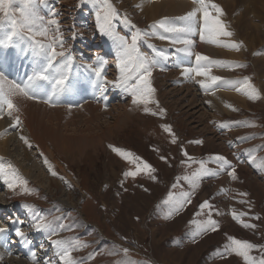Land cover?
Here are the masks:
<instances>
[{"label":"rangeland","instance_id":"obj_1","mask_svg":"<svg viewBox=\"0 0 264 264\" xmlns=\"http://www.w3.org/2000/svg\"><path fill=\"white\" fill-rule=\"evenodd\" d=\"M147 1L151 4L181 1L191 5L190 8L194 7L188 0ZM223 1L219 0L221 4H223ZM240 1L232 0L234 6L230 10L232 13V11H238L240 8L238 12L245 14L241 21L244 27L240 30V32H244L247 31L246 26L248 25H259L260 22L254 18V12L264 11L261 10V5L253 7L255 5L252 4L253 0ZM111 2L121 16V12H125V10L113 0ZM44 4L52 7L51 13H56L54 16L50 13L45 18L56 19L59 22V35L65 41L62 48L56 47V51H64L70 57L75 76H79L78 67L80 66L83 72H87L86 78H88L92 71L87 66L89 64L96 66L97 56H99L107 57L110 60L109 66L112 67L107 69V77L111 82H114L112 80L114 71L117 81L119 72L116 67L118 63L116 49L112 40L97 30L96 8L93 0H46ZM20 6L19 3L14 2L12 4V10L15 11L17 18H19L18 9ZM227 6L226 8L229 9V5ZM128 7L133 10L129 5ZM227 9L225 10L227 11ZM188 11L181 15L165 17L174 20L178 16H184ZM135 12V16L141 15L139 11L136 10ZM227 13L232 23L235 21V17H238L236 14L231 15L228 11ZM124 14L128 16L126 13ZM0 15H3V13H0ZM165 17L158 19L161 20ZM128 18L131 20L132 25L136 24V28L142 31L149 33L155 31L158 34L167 35L159 26L155 29L150 27L156 21H159L158 19L149 22L144 18L139 19V23H137L132 17L128 16ZM200 20L199 22L202 23V18ZM4 22H7V20ZM2 24H0L1 33L3 32ZM116 26L121 35L130 37L132 32L135 31V28L131 25L126 26L120 23L119 20L116 22ZM250 28L253 29L252 26ZM10 30L9 26L7 31ZM259 31L263 33L261 27ZM24 33L27 37L32 36V33L27 30H24ZM53 35H57V33L52 31L48 37L35 39L42 43H48L49 38ZM198 38L199 34L191 37L195 41L194 50L192 49L194 53H201L203 48H214L217 51L228 53L226 48L214 45L208 46L200 38L198 41ZM244 43L247 42L244 41ZM149 45L166 51L169 59L167 61L160 59ZM179 45H173L167 40H160L157 36H150L140 43V50L143 54L150 58L160 59V64L153 69L152 75L154 77H150L152 87L156 89L153 98L159 102V106L149 104L148 107L152 112L157 113H159V108H163L165 111L162 114L154 116L150 113H144L143 106L132 103L129 93L122 87H117L114 83H111L115 86L113 87V98L110 101L103 98L107 109L102 108V111L97 110L96 112L100 114V126L97 127L96 125L98 121L90 123L93 128H90L88 137L92 136V139L89 144L80 140L82 141L80 144L79 139H76V142L72 139L74 137H86L88 133L86 123L89 120L84 121V118L90 117L88 108L92 106V103L88 104L83 101L81 102L82 106L71 103L67 106L50 109V111L45 110L51 115H58L55 118L59 121L56 128L60 130L53 129L54 127L51 126L52 130L48 129L49 123L46 124V118L39 119L40 126L45 130V134L47 133L46 138H42L40 141L44 147H40L49 162V169L52 168L51 174L55 172L56 175L48 176L45 166L38 164V162L43 161V158L40 153L36 152L38 150L37 145L31 144L32 147H29L17 138L18 128L10 127L14 120H11L8 123L9 125L5 124V126L2 125L4 123L0 120V163H11L18 170L20 176L28 181L27 187L32 190L30 193H25L19 187L11 190L3 183V180H0V226L7 227L5 220L8 219L2 214L16 216L14 217L18 220L16 223L27 234L28 240L27 245L20 242L19 239L15 240V253H11L10 256L6 253L8 258L17 255L19 259L23 258L27 263H45L46 260L51 261L53 259L50 255V252L54 249V245L51 243L52 240L78 238L81 244L87 245L72 252L73 258L78 260L80 264H119L122 260L136 261L137 264H244L243 259L234 253L221 255L224 252L225 245L229 243L228 237L264 245V167H261V161H264V99L261 98H264V96L258 97V99L244 100L243 102L247 104V108L232 103L231 107H228V112H215L209 106L210 99L208 97L211 98L210 93H214L215 96L221 95V92L216 91L225 90L226 86L218 84L213 91L205 92L196 82L201 78L187 77V79L182 80L180 73H182L183 67H190L192 64L195 67L196 61L195 55L188 56L177 52L176 49L183 46ZM256 45L254 51L245 53L243 58H217L218 60L235 61L246 65V67L227 68L228 76H233L232 80L244 81L245 78H248L252 84L257 85L254 76L255 72L258 76L262 73L259 68L264 66V56L262 55L263 57L259 58L258 53L264 50V42L260 45L258 42ZM241 48L239 51H241ZM232 51L234 56L239 55V51ZM19 56L20 53L15 55L14 58L18 59ZM11 58L7 60V63ZM58 59L61 58L58 57ZM177 64L183 67L177 66ZM16 65L15 68L10 66L7 69H3L6 65H2L0 69H3L4 73L6 72L4 76L0 73L3 78L12 81L14 78L12 74L18 67ZM262 67L261 69H263ZM161 68L164 70H161ZM36 71L35 68L34 72ZM213 71L222 73L224 68L213 67ZM20 75L23 76L22 72ZM31 75L33 74L31 73ZM155 79L166 80V84L169 85L168 87L171 90L181 91L180 94H175V100L182 97V91L185 90L180 88L183 87L191 89L188 90L190 94L197 95L195 101L203 108L196 115L197 120H202L200 128H194L195 124L186 120L184 113L186 108L184 110L179 105L174 106L173 102L170 103V101L165 103L164 98L161 96L163 88L155 83ZM262 82H264V79L260 81V83ZM52 83V81L47 82L40 79L34 84L33 91L35 93L40 90H52ZM93 85L95 83H89L87 87L93 88ZM258 86L261 90L264 87L259 83ZM70 88L75 90L72 83ZM76 90L81 89L77 88ZM85 91L87 94L92 90ZM55 95H65L71 101V92L68 89L61 90ZM157 95L159 98L156 97ZM262 95H264V92ZM77 96L81 97L80 93ZM118 96L124 99H119ZM86 100L88 101V98ZM27 101L34 105L39 103V107H44L37 96L35 99ZM97 104L102 107L100 101H97ZM118 106H124L127 109H124V111L123 107ZM111 108H114V110L110 111ZM43 109L41 108V111ZM105 112H108L107 115L104 114ZM0 118L4 120L3 116H0ZM116 119L123 122L122 129L113 128ZM52 122L57 123V120ZM164 125L170 126L172 133L165 131ZM64 126H66L65 129ZM48 130L51 133H48ZM80 130L86 131L80 133ZM210 131L219 137L218 143L215 145L206 141ZM4 132H12L18 146L17 153L14 152V147H9L8 151L11 157L4 155L1 148L3 140L7 137ZM83 134L86 135L83 136ZM63 138L68 140V144H72V149L66 151V153L61 148V139ZM173 138H175V143L172 142ZM196 141L201 143H196ZM109 145L135 153L151 164L156 171L152 173L142 172L135 178H125L123 172L134 171L135 166L113 152ZM185 152L188 154L187 156L184 155ZM23 153H26L25 158L32 159L29 161L34 163L31 165L35 168H29L30 163H28V160L23 163ZM216 154L225 156L231 161L232 167L228 168L227 171H221L219 175L205 176L203 179H198L194 190L184 180H180L177 188H172L178 177L190 176L192 172L199 169V164L193 161H207ZM254 158L256 160L255 164L253 163ZM26 167L30 169H27L30 174L36 177L39 175V180L38 178L33 180L26 172H23ZM207 167L215 170L217 165L208 163ZM233 168L237 177L235 180L228 175V172L232 171ZM153 176L155 179H152ZM48 181L50 183L46 184ZM40 184L44 185L40 186ZM186 191L192 192V202L186 204L179 212L174 211L173 203H163L168 199L170 192L178 197L181 192ZM239 193H247V196H240ZM204 200H208L213 205L211 218L216 220L219 225L216 231L209 229L198 232L197 224L190 223L193 220L199 223L208 219V209H204L199 216H194V213L200 211L199 205ZM241 201L244 202L241 203ZM67 202L71 203L72 207L68 206ZM25 205L34 206L38 214L46 218V222L53 223L58 234H48L53 237L49 240L45 236L49 231L35 230L32 227V214ZM233 211L237 213V219H233ZM58 217L61 219L57 220ZM256 217H259V219ZM241 222L254 224L256 227L246 228L242 226ZM8 224L14 226L12 222ZM59 224L70 226V230L68 227L60 229ZM42 242L45 245L42 246ZM124 248L129 249L127 255L123 253ZM33 251L38 252L36 260L30 257ZM251 255L258 256L259 253L257 250H253ZM56 264L60 263L56 262Z\"/></svg>","mask_w":264,"mask_h":264},{"label":"snow or ice","instance_id":"obj_2","mask_svg":"<svg viewBox=\"0 0 264 264\" xmlns=\"http://www.w3.org/2000/svg\"><path fill=\"white\" fill-rule=\"evenodd\" d=\"M19 3L21 6L18 9L19 18L16 17L15 11L12 10L13 3ZM194 7L188 11L184 16L170 20L167 17L157 21L150 27L155 29L159 26L163 29L165 34H158L153 31L151 33L142 31L132 25L131 20L127 17H121L117 8L113 5L111 0H93L95 5V18L97 30L104 36L112 40L115 49L118 63L116 65L119 76L116 82L107 81L103 73L104 62L102 59L98 58L97 66L89 64L87 67L91 69L94 73L97 84L98 92L101 96L106 91V85L109 83H114L117 87H122L127 93L130 94L132 98V103L135 105L143 106L144 113H150L151 115L162 114L165 110L159 108V113L152 112L148 105L156 104L159 106V102L153 98L155 89L152 87L150 77L152 76L153 69L160 64V59L167 61L169 56L166 51L156 49L153 45L149 47L153 48L156 52V56L160 59L150 58L143 54L140 50V43L142 40L150 36H157L160 40H167L171 44L183 45L176 49L177 52L184 53L188 56L195 55L196 65L195 67H183L177 64V66L183 67L182 75L186 77H191L194 73L195 76L205 77L206 79L196 81L200 88L205 92L213 90L218 84H225L229 86H235L237 83L235 81H225L221 76L213 75V67L221 68H233V67H246V65L235 61H224V60H214L209 56L203 55L199 52H193V46L195 41L191 37L199 34V38L202 42L215 45L218 47L231 49L239 51L242 47V43L235 41H226L221 39L222 37L231 38L234 33L228 30V25L224 22L221 17L224 16V11L222 7L212 0H192ZM40 3H46V0H0V24L4 21H9L10 31L7 35L0 39V46H8L14 42V40H24L28 44V48L35 57L43 58V66L33 75L27 78V81L23 84L10 83L7 88L5 87L4 79L0 75V116L3 113H7V116L12 117L14 123L10 126L12 128L18 127L22 121L19 115H14V110L19 113L20 109L14 104L12 97L21 96L27 99H35L36 96L30 94L31 87L33 83L38 79L51 80L54 96L57 92L61 91L67 79V70L71 67L70 57L66 55L64 51H56V47H63L65 41L59 35L58 21L56 19H46L45 16L41 15L39 5ZM136 7H141V5H136ZM211 9V11H210ZM215 13V14H213ZM51 15H56V13H51ZM202 18V23L200 19ZM119 20L120 23L135 28L131 36L121 35L117 30L116 22ZM177 21H180L177 23ZM56 26V27H53ZM24 30L32 33V36L25 37L23 35ZM54 31L57 35H53L49 38L48 43H42L36 40V36L48 37L49 33ZM61 59L58 60L57 58ZM161 70H164L161 68ZM237 92L244 91V94L248 96L249 99H256L259 95V91L251 84L248 78L242 82L240 87H235ZM52 106H55L51 98L44 101ZM210 103V102H209ZM228 107H231L228 105ZM107 108V105H105ZM235 110V109H233ZM252 126V125H249ZM165 131L172 133V129L168 125L163 126ZM174 135V134H173ZM20 139L29 147H32L29 139L21 135ZM246 139V138H245ZM173 143H175V138H173ZM196 143H201L196 141ZM113 152L117 155L123 157L129 164L135 166V170H129L123 172L125 178L132 177L135 178L138 174L142 172L152 173L156 169L152 167L151 164L144 161L141 157L137 156L126 149L115 147L109 145ZM251 151V150H249ZM185 156L188 154L185 152ZM164 159V157H162ZM191 159V158H189ZM199 164V169L191 173L190 176L186 175L184 177H178L176 183L172 185V188H177L180 180L186 181L190 188L193 190L197 185L198 179H203L205 176H216L219 175L221 171H227L231 168V161H229L225 156L216 154L209 158V160H199L193 161ZM47 164L48 161L45 160ZM208 163H214L217 168L210 169L207 167ZM253 163H256L255 158ZM261 167H264V161H261ZM51 171V169H50ZM52 175H56L52 172ZM228 175L235 180L237 177L235 175V169L228 172ZM152 179H155L153 176ZM0 180L7 186L8 189L15 190L17 187L21 188L25 193H30L27 185L28 181L24 179L18 173L11 163H0ZM240 196H247V193H239ZM192 197V192L186 191L181 192L178 197L174 196L172 192L169 193L168 199L163 203H173L174 211L179 212L186 204H190ZM244 201H241L243 203ZM32 214L33 225L37 231L45 230L49 231L50 235H57L55 227L52 222H46V218L40 216L32 205H25ZM204 209H208V219L197 223L195 220L190 221V223H196L198 232L207 231L211 229L216 231L219 227L218 222L211 218V212L213 210V205L208 201L204 200L199 205L198 212L194 213V216H199ZM246 215V214H245ZM238 215L233 211V219H237ZM259 219V217H256ZM61 218H57L60 220ZM242 223L243 227L255 228L254 224ZM58 227L63 229L70 226H65L59 224ZM6 228L0 227V235L5 234ZM14 235L19 238V240L25 244L28 243L26 234L21 230L20 227H16L14 230ZM229 243L225 245L224 252L221 255L227 253H234L235 255L241 257L244 264H264V245H257L247 240H241L235 237H228ZM51 243L57 249L56 256L60 264H80L78 260L73 258L72 252L78 250L81 247H86L87 245L81 244L76 239H58L52 240ZM253 250H257L259 255L252 256ZM129 249L124 248L123 253L127 255ZM11 254L10 252L8 253ZM114 254V253H112ZM36 253L33 251L31 257L35 258ZM3 259V255L0 254V260ZM45 264H56L55 261H46ZM119 264H137L136 261L122 260Z\"/></svg>","mask_w":264,"mask_h":264},{"label":"bare ground","instance_id":"obj_3","mask_svg":"<svg viewBox=\"0 0 264 264\" xmlns=\"http://www.w3.org/2000/svg\"><path fill=\"white\" fill-rule=\"evenodd\" d=\"M185 1V0H184ZM232 0H224L223 1V4H221L220 2H219V0H212V2L213 3H216V4H218V5H220L221 7H222V9H223V11H224V16L223 17H221V19H223L224 20V22L228 25V30L229 31H232L233 33H234V35L231 37V38H228V37H222L221 39H223V40H226V41H235V42H238V43H243L242 45V48H241V51H239V55L238 56H234V53H233V51L232 50H230V49H227V51H228V53H225V52H222V51H217V49H214V48H210V47H208V48H210V49H200L201 50V53L203 54V55H206V56H210V58H212V59H214V60H218L217 58H221V57H230V58H243L244 57V55H245V53H247V52H251V51H254L253 49H255V47H257V45H256V43H258L259 42V45L260 44H262L263 42H264V12H261V11H259L258 13H256V12H254V18L255 19H257L258 20V22H260L259 23V25H257V24H254V26L253 25H248V26H246V28H248L247 29V31H244V32H240V30L244 27V26H242V23H241V21L243 20V17H244V15L243 14H240L238 11H239V9H238V11L237 10H234V11H232V13H231V10H230V8L231 7H233L234 6V4L231 2ZM234 1V0H233ZM242 1V0H241ZM240 1V2H241ZM248 1H250V0H248ZM252 1V0H251ZM113 2H115V3H117L119 6H121V8L123 9V10H125V12H121V16L122 17H124L125 16V14L124 13H126V15H128V16H130V17H132L133 19H134V21H136L137 23H139V19H146V20H148L149 22H151V21H153V20H156V19H160V17H165V16H177V15H181V14H184L186 11H190L192 8H190V6L191 5H189V4H187V3H185V2H181V1H167V2H159V3H157V4H151V3H149V1H147V0H113ZM244 2H246L245 0H244ZM193 4V3H192ZM252 4H255V5H253V7L254 6H259V5H261V7H262V11H264V0H253V3ZM128 5L131 7V8H133V10H131L129 7H128ZM136 5H141V7H136ZM227 5H229V9H227L226 7H228ZM242 5H244V4H242ZM250 5V4H249ZM190 8V9H189ZM238 8V7H237ZM245 8V7H244ZM225 9H227V11L231 14V15H233V14H236V15H238V17H235V21L232 23V22H230V17L228 16V13H227V11L225 10ZM257 9V8H256ZM139 11V13L141 14L140 16H135L136 14V12L135 11ZM252 10H254V9H252ZM256 11V10H255ZM244 13H246V12H244ZM130 14V15H129ZM213 14H215V13H213ZM127 16V17H128ZM183 16V15H182ZM179 17V16H178ZM169 18V17H168ZM177 18V17H176ZM158 19V20H159ZM172 19V18H171ZM248 20V19H247ZM256 20V21H257ZM201 21V20H200ZM246 21V20H245ZM251 21V20H250ZM147 22V21H146ZM157 22V21H156ZM249 22V21H248ZM257 22V23H258ZM142 23V22H141ZM148 23V22H147ZM136 25V24H135ZM250 26H252L253 27V29L252 28H250ZM262 28L263 29V33H261L260 31H259V28ZM123 30V29H122ZM158 31V30H157ZM250 31V32H249ZM123 32V31H122ZM197 36V35H196ZM29 37V36H28ZM240 39H239V38ZM35 38H38V39H43V37H40V36H36ZM197 38V37H196ZM243 41H242V40ZM198 41H199V38H198ZM244 41H246L247 43H244ZM197 44H199V43H197ZM204 45V44H203ZM208 46L209 45H211V44H207ZM258 45V46H259ZM180 46V45H179ZM197 46V45H196ZM215 46V45H214ZM213 46V47H214ZM197 48V47H196ZM200 48V47H199ZM221 48V47H220ZM219 48V49H220ZM257 49V48H256ZM194 50V49H193ZM199 50V51H200ZM224 50V49H223ZM236 52V51H235ZM258 53V52H257ZM28 54H30V52H29V50L27 49H23V51L20 53V56H19V58L18 59H15L14 58V56H12V58L9 60V62H8V66L6 65L5 66V68H3V69H7V68H10V66L11 65H16V66H18V64L20 65V67L17 69V74L19 75L21 72H22V75H23V77L24 78H28L30 75H28V74H26L25 73V71H24V68H25V66H34L35 68H36V70L38 71L39 70V67H38V65H39V62H40V57H35V56H33V60L29 63V64H25L22 60H23V57L24 56H26V55H28ZM264 56V50H261V53H258V57L260 58V57H263ZM194 56V55H193ZM225 59V58H224ZM263 59H264V57H263ZM176 60H177V58H176ZM258 60V58L256 59V61ZM260 60V59H259ZM261 61H262V58H261ZM263 63H264V61H263ZM262 64V63H261ZM180 65V64H179ZM186 66V65H185ZM0 67H2V65L0 64ZM191 67V66H190ZM262 67V66H261ZM261 67L259 68L260 69V71L262 70V73H261V75H257V72H255V80H256V83H257V85L256 84H252V85H254L255 86V88L259 91V95H258V97H263L264 95H262V93L264 92L263 91V89H264V87H263V89L261 90V88L258 86V83L260 84V85H264V82H262V83H260V81H262L263 79H264V66L262 67L263 69H261ZM14 68V67H13ZM22 68V69H21ZM219 68V67H218ZM221 68V67H220ZM258 69V70H259ZM90 71V70H89ZM88 71V72H89ZM217 71V70H216ZM3 73H4V71H2ZM19 72V73H18ZM34 73V70L32 71V74ZM87 73V72H86ZM211 74H213V75H218V76H221L225 81H234V80H232L231 78L233 77H229L228 76V74L229 73H227V68H224V71L222 72V73H218V72H215V71H213ZM1 75V74H0ZM4 75H6V74H3V76ZM12 75H14V78H13V80L12 81H8L7 79H5V78H3L4 79V83H5V87L7 88V86L10 84V82L11 83H17V84H19V83H22L23 82V79H22V81H20V79L19 78H16L15 77V71H14V74H12ZM171 76H172V74H170ZM233 75V74H232ZM2 76V77H3ZM152 77H154L153 75H152ZM167 77V76H166ZM180 77H181V79L182 80H185V79H187V77L186 76H184V75H182V73H180ZM179 77V78H180ZM191 77H196L197 79L198 78H201V80H203V79H206L205 77H200V76H195V74L193 73L192 74V76ZM229 77V78H228ZM177 78H178V76H177ZM156 80V82L155 83H157V85L158 86H161L162 88V90H163V93H161V96L164 98L163 100H165V103H168L169 101H170V103L171 102H173V105L174 106H176V105H179V107H181L182 109H184L185 110V108H186V111L184 112L185 113V115H186V117L185 118H187L186 120H188V122L189 123H192V124H195V126H194V128H200L201 126H202V120H197V114L199 113V112H201L202 110H203V108L202 107H200V105L198 104V103H196V101H195V98H196V96L197 95H195V94H190L189 93V91L188 90H191V89H189V88H180L181 90H185V91H182L183 93H182V97L181 98H179V99H176L175 100V97H176V95L179 93L180 94V92L181 91H176V89H174V90H171L170 89V87H168L167 86V84H166V80H158V79H155ZM155 80H153V81H155ZM167 80H169L168 78H167ZM171 80V79H170ZM192 80V79H191ZM235 82H240V83H237L235 86H229V85H225V84H223V83H221V86L223 85V86H226V89L225 90H218V91H216V92H221L220 94L221 95H216L215 96V94L214 93H210L211 94V98L210 97H208L209 99H210V103H209V106L211 107V109H214L215 110V112H221V113H226V112H228V110H229V108H228V105H232V103H235V104H238L237 106H240V107H244V108H247V104H245L243 101L244 100H246V99H249L248 98V96L247 95H245L244 94V91H241V92H237L236 90H235V87H240L241 86V84H242V82L243 81H235ZM164 83V84H163ZM170 83H172V82H170ZM169 84V83H168ZM180 84V83H179ZM174 85H176V84H174ZM34 86V85H33ZM154 86V85H153ZM178 86V85H177ZM193 86V85H192ZM90 87V86H89ZM156 87V86H155ZM172 87V86H171ZM174 87V86H173ZM179 87V86H178ZM157 88V87H156ZM34 89V88H33ZM178 89V88H177ZM179 89V90H180ZM68 90H70V92H71V102H73V103H75L76 101H78V102H80V100H83V95H84V92H83V90H72V88H68ZM156 90V89H155ZM203 90V89H202ZM161 91V90H160ZM160 91H158V92H160ZM213 91V90H212ZM263 91V92H262ZM52 92H53V89L52 90H47V91H45V90H40V91H38V92H35V95L39 98V100H41L42 101V103L44 104V107H39L38 105H39V103H37V104H31L29 101H27V100H29V99H25V98H21V96H13L12 97V99H13V102H14V104L15 105H17V107H19V109H20V111H19V113H16L15 112V110H14V115H19V117H20V120L22 121V123L17 127L18 128V135H17V138H19L20 139V136L21 135H24V136H26L28 139H29V141H30V143L33 145H37V148H38V150L36 151L37 153H40L41 154V157L43 158V161H40V162H38V164H40V165H42V166H45V168L47 169V172H48V176H51L52 174H51V171H50V169H52V168H50L49 169V162L46 164L45 163V160H47V158H45V155H44V153H43V151H42V148L44 147L41 143H40V141H41V139L42 138H46V134H45V130L44 129H42V126H40L41 125V123L39 122L40 120V118L41 119H43V118H46L45 120V122H46V124L47 123H49V125H48V129H50V130H52V128L51 127H54L53 129H59V128H56L57 127V124L59 123V121H58V119H55V118H57V116L56 115H51L48 111H50V109H53V108H56L55 106H52V105H48L47 103H45L44 101L45 100H48L47 99V97L49 96V95H52ZM78 93H80V95H81V97H78L77 96V94ZM115 93V92H114ZM155 94V93H154ZM176 94V95H175ZM86 95V94H85ZM118 95V94H117ZM116 95V96H117ZM202 96V95H201ZM156 97H158V95L156 96ZM258 97H257V99H258ZM118 98L119 99H124L123 97H120V96H118ZM126 98V97H125ZM159 98V97H158ZM161 98V97H160ZM174 98V99H173ZM166 99H168L167 101H166ZM261 99H264V98H261ZM159 100V99H158ZM207 100V99H206ZM105 101V100H104ZM104 101L103 102H101L102 103V107L99 105V104H97V102H93L92 103V106H90L89 108H88V111H89V113H90V117L89 118H84V121H86L87 119L89 120L87 123H86V126H87V135L86 134H83V136L84 135H86V137L84 136V137H82V135H81V137L82 138H77V137H74V139H72L73 141H75L76 142V139H79V141L80 140H83L85 143H88L89 144V142H90V140L92 139L91 137H88V134H90V128H93V127H91L90 126V123L92 124L94 121L96 122V121H98L97 123H96V125H97V127H99L100 126V123H99V119H100V114H97L96 112H97V110H100V111H102V108L103 109H107V108H105V104H104ZM178 102V103H177ZM186 103V104H185ZM88 104H90V103H88ZM119 104V103H118ZM37 105V106H36ZM87 105V104H86ZM92 107V108H91ZM118 107H120V106H118ZM123 107V110L124 109H127V107H125L124 108V106H122ZM122 107H120V108H122ZM41 108H44L42 111H41ZM112 109V108H111ZM117 109V108H116ZM45 110H48V111H45ZM55 110H58V109H55ZM114 110V108L112 109V110H110V111H113ZM125 111V110H124ZM108 113V112H107ZM107 113L105 112L104 114L105 115H107ZM128 114V113H127ZM2 116L4 117V120L2 119V118H0V120H2L1 122H3L4 124H2V125H4L5 126V124H8L11 120H13V118L12 117H9V116H7V113H6V111H5V113H3L2 114ZM118 116V115H117ZM116 116V117H117ZM120 116H122V115H120ZM60 118V117H59ZM119 119V118H118ZM118 119H116V120H114V126H113V128L114 129H122L123 128V122L121 121V120H118ZM128 119V118H127ZM38 120V121H37ZM53 120H57V123H53L52 121ZM91 121V122H90ZM94 122V123H95ZM9 125V124H8ZM51 126V127H50ZM2 127V126H1ZM66 128V126H64V129ZM60 130V129H59ZM86 130H80L81 132L80 133H85V131ZM97 130V129H96ZM49 131V130H48ZM47 131V132H48ZM55 131V130H54ZM48 133H51L50 131L48 132ZM56 133V132H55ZM4 134L7 136L6 137V139H4L3 140V142H2V146H1V148H2V151L4 152V155H6V156H10V153H9V151H8V149H9V147H14V152L15 153H17V151H18V146H17V144H16V139L14 138V136H13V133L12 132H7V133H5L4 132ZM15 134V133H14ZM53 135V134H52ZM51 135V136H52ZM62 135V134H61ZM107 135V134H106ZM48 136V135H47ZM208 139L206 140L207 142H209L210 144H217L218 143V140H219V137H217L214 133H212L211 131H210V133H208ZM31 138V140H30V138ZM67 137V136H66ZM69 137H71V136H69ZM68 137V138H69ZM98 137V136H97ZM50 138V137H49ZM107 138V137H106ZM55 139V138H54ZM108 139V138H107ZM70 140V139H69ZM102 140V139H101ZM22 141V140H21ZM61 141H62V149L65 151V153H66V151H69V150H71L72 149V144L70 143V144H68L67 142H68V140H66L65 138H63V139H61ZM81 142L82 141H80V144H81ZM22 143L23 144H25L23 141H22ZM26 145V144H25ZM219 145V144H218ZM42 148H41V147ZM78 146H79V144H78ZM86 146H87V144H86ZM80 147V146H79ZM83 147H85V146H83ZM14 154V153H13ZM33 154V153H32ZM24 155H26V153H23V163H25V162H27V160L29 161L30 159H27V158H25L24 157ZM13 156V155H12ZM11 157V156H10ZM32 160V159H31ZM48 161V160H47ZM28 163H30V165H29V168L30 169H32V168H35V167H33V165H31V164H34V163H32V161H29ZM28 168L26 167V170H23V172H26V174L30 177V178H32L33 180L35 179H37L38 177H39V175L36 177L35 175H33V174H30L29 172H28V170H30V169H28ZM35 171V170H34ZM42 178H44V177H42ZM38 180H39V178H38ZM227 180V179H226ZM40 182V181H39ZM50 182L48 181L46 184H49ZM42 184V183H41ZM40 184V186H43V185H41ZM47 187H49V186H47ZM64 202H65V200H64ZM67 204H68V206H71L72 207V204L71 203H68L67 202ZM4 213V212H3ZM3 216H6V218L7 219H9L8 218V215L6 214H2ZM2 216V217H3ZM1 218V217H0ZM30 218V217H29ZM8 221V220H7ZM11 224V223H10ZM21 224V223H20ZM7 225H9L8 223H7ZM1 227V226H0ZM15 227H20L19 226V224L18 225H15ZM3 228H6L7 229V231H6V233L5 234H3V235H0V254H2L3 255V259L2 260H0V264H31V263H27V261L26 260H24L23 258L22 259H19L18 258V256L17 255H15L14 257H9L8 258V256H10V255H8L7 256V254L6 253H14V250H15V246H14V244H10L11 243V238L13 237V233H14V231H12V230H10L9 231V228H10V226H7V227H3ZM27 232V231H26ZM25 233V232H24ZM39 233V232H38ZM48 234H50V233H48ZM48 234H46L45 236H46V238H49V240H50V238H53L52 236H49ZM9 235H11V236H9ZM27 235V234H26ZM39 238V237H38ZM8 240V241H7ZM21 242V241H20ZM22 244V243H21ZM47 244V243H46ZM18 245V244H17ZM27 245V244H26ZM42 246L43 245H45L44 244V242H42V244H41ZM40 246V245H39ZM17 247V246H16ZM21 247V246H20ZM49 247H51V246H49ZM29 248V247H28ZM26 249V248H25ZM52 249V248H51ZM22 250V249H21ZM27 250V249H26ZM45 250V249H44ZM48 250H50V249H48ZM47 250V251H48ZM35 252V251H34ZM56 252H57V249L54 247V249H53V251H51L50 253V255L52 256V260L51 261H55V262H57V263H60L59 262V260H58V257L56 256ZM23 253H24V251H23ZM38 253V252H37ZM36 253V254H37ZM22 254V253H21ZM20 254V255H21ZM44 254V253H43ZM28 255V254H27ZM37 256L38 255H36L35 256V260L37 259ZM24 257V256H23ZM27 257H29V256H27ZM31 257V256H30ZM29 257V258H30ZM40 257V256H39ZM45 258V257H44ZM28 260V259H27ZM39 260V259H38ZM45 260V259H44ZM43 261V260H42ZM47 261V260H46ZM32 262V261H31ZM40 262V261H39ZM44 262V261H43ZM33 263V262H32ZM37 264V263H36ZM40 264H45V263H41L40 262Z\"/></svg>","mask_w":264,"mask_h":264}]
</instances>
